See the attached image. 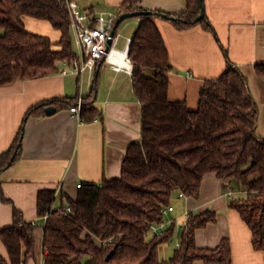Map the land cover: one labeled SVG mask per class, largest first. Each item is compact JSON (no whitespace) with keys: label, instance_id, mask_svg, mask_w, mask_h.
Here are the masks:
<instances>
[{"label":"trees","instance_id":"obj_1","mask_svg":"<svg viewBox=\"0 0 264 264\" xmlns=\"http://www.w3.org/2000/svg\"><path fill=\"white\" fill-rule=\"evenodd\" d=\"M140 2L123 0L120 5L122 13L150 11L136 16L139 24L128 45L132 86L141 103L140 140L128 145L119 177L84 181L75 198L61 199V206L71 207L70 213L54 210V189L37 194L38 216L48 214L43 224L24 220L14 208L12 224L0 229L7 252V257L0 254V264H229L228 238L211 248L198 247L195 241L197 229L216 221L214 211L188 213L179 245L167 260H160L158 249L173 238L175 224L160 236L149 233L151 223L165 219L163 209L173 203L174 194L198 197L208 172L230 180L238 190L228 206L239 213L251 232L252 247L264 256V136L256 132L259 110L248 78L228 63L218 77L203 82L195 109L186 100H171L168 73L172 65L156 17L166 15L178 28L200 23L212 30V26L205 14L194 21L200 13L198 0H186L179 13L144 9ZM25 16L48 21L59 32L58 40L28 30ZM74 58L64 0H0V86L53 74L60 63ZM254 70L264 81V63L255 64ZM97 77L98 72L89 93L81 98V122L100 116L93 105ZM78 99L41 101L26 111L24 119L45 115L49 105L69 109ZM23 126L0 154V173L21 154ZM40 228L39 248L36 231Z\"/></svg>","mask_w":264,"mask_h":264},{"label":"crops","instance_id":"obj_2","mask_svg":"<svg viewBox=\"0 0 264 264\" xmlns=\"http://www.w3.org/2000/svg\"><path fill=\"white\" fill-rule=\"evenodd\" d=\"M78 1L82 9L101 11L114 10L123 0ZM202 2L212 30L200 23L178 28L167 18L156 17L172 65L168 73L169 98L186 100L188 107L195 109L203 82L218 77L230 63L246 74L248 88L258 105V122L264 124V81L254 70L255 64L264 63V0ZM139 5L179 13L185 9L186 0H141ZM132 18L123 24L125 28L132 24L133 28L119 50H128L127 39H131L139 24V18ZM24 23L28 30L48 35L53 41L59 38V32L46 20L25 16ZM73 50L75 53L74 47ZM65 66L60 63L58 72L53 74L0 86V154L12 145L24 125L20 156L0 173V229L12 224L14 208L21 211L24 220L43 224L37 213V194L41 189H54L61 206L62 198H75L78 184L119 177L128 145L140 140L141 103L135 96L131 73L116 70L105 60L92 74L82 76L62 74L60 70ZM97 72L93 105L100 116L93 121L81 122L68 108L24 119L26 111L41 101L87 95ZM172 205L167 218L175 221L174 236L180 235L186 212L208 209L216 213V221L196 230L198 247H215L226 237L231 245L229 264H264L263 253L252 247L248 226L228 206L224 181L214 172L204 175L197 198L177 194ZM41 237L40 228L36 231L39 248ZM0 254L7 257L1 240Z\"/></svg>","mask_w":264,"mask_h":264},{"label":"built area","instance_id":"obj_3","mask_svg":"<svg viewBox=\"0 0 264 264\" xmlns=\"http://www.w3.org/2000/svg\"><path fill=\"white\" fill-rule=\"evenodd\" d=\"M64 1L66 2L69 12L70 29L74 36L77 50L75 52V58L70 63L66 64L60 72L62 74H74L76 76H82L85 73L92 74L96 70L99 62L105 60L116 70L123 69L128 73H132L133 65L131 59L128 57V50H119L116 47L119 33L114 31L112 37L110 36L118 16L122 13L121 8L89 11L82 9L78 0ZM109 39H111V43L110 47L107 49ZM130 40L131 39H127V45H129ZM80 106L81 98L79 97L77 105L69 108L72 115L78 120L80 116ZM78 186H80V184H78ZM224 188L228 198H233L234 194L238 191L233 187L230 180L224 181ZM178 196L184 197L185 195L179 192ZM54 210L58 213H70L71 207L69 205L56 206ZM171 211H173L172 204L163 209L165 219L158 223H151L149 227L150 234L160 236L166 231L170 224H175L174 219L167 218V215ZM184 215L186 222L188 212ZM47 217V213L41 216L43 222ZM32 222L35 223V221ZM183 229L184 223L180 227V231H183ZM40 264H43V262L41 261Z\"/></svg>","mask_w":264,"mask_h":264},{"label":"rangeland","instance_id":"obj_4","mask_svg":"<svg viewBox=\"0 0 264 264\" xmlns=\"http://www.w3.org/2000/svg\"><path fill=\"white\" fill-rule=\"evenodd\" d=\"M80 5V4H79ZM132 17H128L125 20H123L119 26L117 27V33H119V38L118 42L116 43L117 48H122L124 46L125 38L131 35V30L133 28V25L131 24L130 26H127L126 28L123 27V24L125 21H132ZM44 32V31H42ZM72 42H73V47L75 50H77V47L75 45V40L74 36L72 34ZM259 125L257 126V134L259 136H264V124L263 122H258ZM238 192V191H237ZM176 196L177 194H174L173 202L176 201ZM226 199L229 201L230 198L226 196ZM60 205V200L57 199L54 207ZM179 240H180V235L178 237L174 236L170 241L168 242H163L159 245L158 249V256L160 260H167L170 256H172L174 249L176 248V245H179Z\"/></svg>","mask_w":264,"mask_h":264},{"label":"water","instance_id":"obj_5","mask_svg":"<svg viewBox=\"0 0 264 264\" xmlns=\"http://www.w3.org/2000/svg\"><path fill=\"white\" fill-rule=\"evenodd\" d=\"M199 1V6H200V13L196 16V18L194 19V21H197L198 19L204 17V6H203V2L202 0H198ZM146 12H150V11H147V10H136V11H132V12H123L121 13L116 22H115V26H114V29L111 31L110 33V36L112 37V35L114 34V31L116 30L117 26L119 25V23L124 20L125 18H128V17H134V16H139L143 13H146ZM163 17H166V15H162ZM110 37V38H111ZM110 43H111V39L108 40V43H107V49L110 47ZM56 110V108L52 105H49L47 107H45V113L50 115L52 113H54ZM111 252L108 253V255L106 256V259L109 258Z\"/></svg>","mask_w":264,"mask_h":264}]
</instances>
